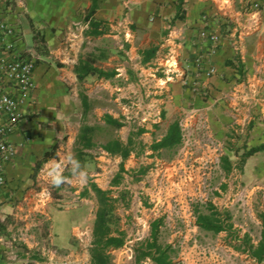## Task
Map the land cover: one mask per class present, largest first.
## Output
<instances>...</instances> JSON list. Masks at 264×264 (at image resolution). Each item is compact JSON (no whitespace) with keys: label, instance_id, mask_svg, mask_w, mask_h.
<instances>
[{"label":"crops","instance_id":"0c3cea01","mask_svg":"<svg viewBox=\"0 0 264 264\" xmlns=\"http://www.w3.org/2000/svg\"><path fill=\"white\" fill-rule=\"evenodd\" d=\"M177 1L2 0L10 9L8 20L22 34L20 50L33 54L36 64L34 100L24 106L22 119L8 136L15 153L4 166L0 238L7 242L12 235L20 236L11 249L1 251L0 264H46L45 250L52 245L61 252L77 251L81 231L90 239V264L98 207L90 182L109 190L113 200L110 234L122 233L124 240L127 221L139 214L148 221L150 233L156 229L157 243L167 249L169 264H177L171 248L186 264L202 262L204 252L195 249L193 239L212 231L197 226L186 213L183 219L157 217L145 200L140 207L130 192L120 189V181L113 184L112 179L124 170L142 177L158 164V154L175 151L179 143L158 150L149 146L182 111L200 109L210 131L219 137L236 127L235 140L242 141L245 150L264 145V0H254L256 8H250L248 0H182L181 17ZM202 27L213 29L219 41L211 55L216 73L204 77L211 92L207 98L192 94L189 83L181 80L195 77L189 44ZM81 59L114 74L104 77L91 71L79 81L74 66ZM81 94L86 99L84 110ZM135 99H144L151 109L150 120L133 136L134 140L143 136L147 148L140 153L134 147L122 159L97 145V125L116 132L107 141L125 143L133 131L124 116ZM106 114L122 124L106 123ZM82 125L91 127V147L78 143ZM69 154L80 161L86 176L73 177L65 168L63 174L70 179L52 185L45 175L46 162ZM134 154L137 158L128 160ZM241 163V179L264 188V148ZM112 170L115 175L108 180ZM163 173L167 181L171 169L165 166ZM121 244L106 249L109 264L120 262L116 250ZM134 264L154 261L140 251Z\"/></svg>","mask_w":264,"mask_h":264},{"label":"built area","instance_id":"2783aa9c","mask_svg":"<svg viewBox=\"0 0 264 264\" xmlns=\"http://www.w3.org/2000/svg\"><path fill=\"white\" fill-rule=\"evenodd\" d=\"M248 4L250 8L259 6L254 0H248ZM8 8L4 7L0 0V190L6 184L5 163L15 153V146L8 136L22 119L24 106L33 102L35 89L33 71L36 57L30 52L20 50L22 34L18 27L8 20L7 14L10 10ZM218 42L216 32L207 27L200 28L190 40V61L195 68L192 72L195 77L189 82L185 76L181 80L189 83L192 94L202 98L210 97L211 94L209 82L204 77L216 73L211 55L218 48ZM128 108L129 111L124 117L136 130L143 128L150 120L151 109L144 99H135L128 104ZM194 115L196 118L193 120ZM177 122L180 141L171 161L164 165L158 162L139 180L133 181L131 178L121 180L118 184L120 189L130 192L135 197L134 203H140V207L142 200H145L157 217L183 219L186 213L188 217L196 220L202 209L209 210L210 207L222 214L227 213L230 220L236 216V212H239L241 217L254 215V207L258 201L252 193L258 188L241 184L236 180L214 183L215 174L218 170L221 171L220 164L223 158L222 149L219 148L221 139L210 131L201 110L182 111ZM165 166L171 169L167 181L163 173ZM231 168L232 166L230 170ZM162 207H167L166 211H162ZM149 226L148 221L140 218L139 214L127 221L123 243L116 250L120 256V262L117 264H134L136 249L150 238ZM19 236L12 235L7 242L0 238V257L1 251L11 249V245ZM79 240L80 247L75 252H61L53 245L48 247L44 254L45 263L89 264L87 249L90 246V239L87 238L85 231L80 232ZM198 242V238L195 237L193 246L196 250L205 253L214 249L211 243L207 242L200 246ZM181 263L186 264L183 259Z\"/></svg>","mask_w":264,"mask_h":264},{"label":"trees","instance_id":"16d2710c","mask_svg":"<svg viewBox=\"0 0 264 264\" xmlns=\"http://www.w3.org/2000/svg\"><path fill=\"white\" fill-rule=\"evenodd\" d=\"M182 0L177 1V16H182L181 10ZM35 38V36H34ZM74 71L76 73L77 79L80 81L85 75H87L91 71H95L99 76L108 77L114 74V71H104L101 68L94 67L88 59L79 60L75 66ZM83 110L86 108V99L81 94ZM104 120L106 123L112 124L114 126H120L122 123L113 119L110 115L106 114L104 116ZM143 129H137L135 132L131 134L123 143L119 139H112L107 141L106 143L101 144V148L109 153H117L122 159L126 158L130 153L131 149L134 147V135H138ZM91 127L88 125L81 126V136L78 138V143L82 145V147H91L93 142L90 137ZM180 141V129L177 121H173L169 124L166 133L156 141H153L150 144V148L152 150H158L160 148L172 147L173 145L179 143ZM264 148L263 144L252 146L246 149L242 157L240 158L241 162L244 160L246 156H249L253 152L257 150H261ZM49 151H45L44 155H48ZM223 168L226 171L230 170L231 162L228 160L226 156H223ZM123 170L122 165L119 167V171ZM118 173L112 179V183H116L118 180ZM89 186L95 193V197L98 202V207L95 212V219L93 223V239H92V247L90 248V256L91 263L90 264H109V256L106 252V249L110 246L116 247L119 246L123 242L122 233H118L117 235L110 234L112 223V198L109 195V190H103L99 188L95 183L90 182ZM260 219L262 223V229L260 231V238L256 245H248V250L252 257L259 263L264 264V213L260 214ZM196 224L205 230H210L212 232H218L228 226H231L230 218L227 213H221L215 209H210L205 213H199L195 220ZM141 255L148 254L154 261V264H169L167 259V249L165 247H161L160 244L157 243V234L156 229H152L150 233V238L145 242V245L142 246ZM153 250L154 254L150 252Z\"/></svg>","mask_w":264,"mask_h":264},{"label":"rangeland","instance_id":"374dc122","mask_svg":"<svg viewBox=\"0 0 264 264\" xmlns=\"http://www.w3.org/2000/svg\"><path fill=\"white\" fill-rule=\"evenodd\" d=\"M75 26V25H74ZM26 42H30V37L26 34ZM131 131L135 132L136 128L130 125ZM113 128L106 126L104 124L97 125V131L100 136L97 139V145H101L106 142L109 138L114 137L116 132H113ZM230 132H226L223 137H219L220 146L222 149V155L226 156L228 160H230L232 168L230 171H226L222 164L223 159L221 160L220 170L215 174L213 180L214 183H218L219 181L229 180L240 182L241 184L252 185V182H247L241 179V160L243 152L245 148H243L242 141H236L237 137L236 127L229 130ZM134 147L138 152L142 153L147 148V140H144L143 136L135 137ZM224 143V145H222ZM178 146V145H177ZM133 147V148H134ZM132 148V149H133ZM134 148V149H135ZM97 150V149H96ZM92 154V153H91ZM145 154V153H144ZM146 155V154H145ZM175 155V151L171 152H163L162 154H158L157 158L158 162L161 164H168L169 161ZM137 155L134 154L132 157H128V160L134 161L131 158H137ZM222 156V157H223ZM118 165V163H117ZM149 164L148 166H150ZM147 166V167H148ZM149 168V167H148ZM108 169V168H107ZM117 169V168H116ZM130 169V168H128ZM108 180H110L114 175L115 171L112 170L111 174L108 172ZM138 173H133L132 171H121V174L118 176V180H125L131 178L134 180H139L141 176H138ZM127 177V178H124ZM262 180H264V174L262 176ZM223 188V187H221ZM253 196L257 198V204L254 207V215H248L241 217L240 213L236 212V216L231 217V226L222 229L219 233L211 232L208 235H200L198 236V243L200 246L203 244L211 243L214 249H210V251L204 253V257L200 258L202 260L201 263L198 264H259L250 254L248 250V245H256L260 238V231L262 229V223L260 219V214L264 213V188L256 190L252 193ZM219 197V196H218ZM217 197V200L220 199ZM231 197V194H230ZM221 198V197H220ZM208 211L206 209H202V211ZM234 211V210H233ZM223 212V210H222ZM140 247V246H139ZM140 251L138 248L136 249V255H140ZM171 255L175 258L177 264L181 263V255L175 251V248H171ZM223 261V262H221Z\"/></svg>","mask_w":264,"mask_h":264},{"label":"clouds","instance_id":"9594fccd","mask_svg":"<svg viewBox=\"0 0 264 264\" xmlns=\"http://www.w3.org/2000/svg\"><path fill=\"white\" fill-rule=\"evenodd\" d=\"M45 175L49 179L52 185L59 186L60 184L68 181L70 178L65 176V168H69L73 177L84 178L86 176V171L81 167V163L71 154L66 157L57 158L52 157L45 164Z\"/></svg>","mask_w":264,"mask_h":264}]
</instances>
